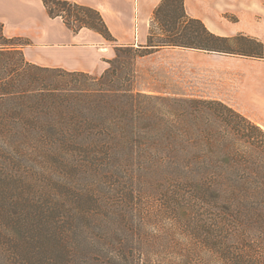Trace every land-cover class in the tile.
<instances>
[{
  "label": "trees",
  "instance_id": "1",
  "mask_svg": "<svg viewBox=\"0 0 264 264\" xmlns=\"http://www.w3.org/2000/svg\"><path fill=\"white\" fill-rule=\"evenodd\" d=\"M42 2L50 17L61 18L73 32H99L114 45L116 58L100 75L40 66L24 55L30 41L7 37L0 22V179L12 178L23 157L33 156L63 163L84 180H176L181 191L214 206L216 247L229 263L258 264L259 258L236 248L243 238L235 226L246 219L264 225V193L258 198L228 191L230 181L243 187L247 180L227 178L225 164L247 160L230 153L226 136L233 130L257 146L256 133L264 130L220 100L136 90L116 65L121 52L135 46L119 44L98 9L72 0ZM139 47L146 50L139 56L181 47L264 59L263 41L211 31L188 14L184 0L159 4L148 42ZM243 121L251 123L252 134ZM89 182L87 190L66 185V192L52 195L50 207L26 205L23 194L0 192V264H103L95 234L101 213L110 210ZM123 225L129 228V220ZM128 260L132 264L134 258Z\"/></svg>",
  "mask_w": 264,
  "mask_h": 264
},
{
  "label": "rangeland",
  "instance_id": "2",
  "mask_svg": "<svg viewBox=\"0 0 264 264\" xmlns=\"http://www.w3.org/2000/svg\"><path fill=\"white\" fill-rule=\"evenodd\" d=\"M139 48L121 52L120 62L116 63L136 90L220 100L264 130V59L181 47L153 49L139 56L146 52ZM115 58L116 51L110 60ZM242 123L246 134H252L251 123ZM256 135L257 146L233 130L227 134L230 153L241 154L247 162L225 164V173L230 174L227 178L247 180L243 187L230 181L228 191L240 190L239 193L248 192L259 198L264 193V135ZM13 174L12 178L0 179V192L23 194L26 205L35 201L50 207L55 202L54 193L66 192L67 187L73 186L87 190L85 181L94 184L103 196L105 209L110 210L106 216L100 212L101 227L95 234L103 264L113 260L130 264L128 258H134L132 264H231L225 251L216 247L214 206L203 203L191 192L181 191L176 180L153 176L84 180L72 175L63 163L33 156H24ZM122 220H129L130 227L124 226ZM235 229L243 238V244L235 245L236 248H244L259 258L255 259L258 264H264V225L246 219Z\"/></svg>",
  "mask_w": 264,
  "mask_h": 264
},
{
  "label": "crops",
  "instance_id": "3",
  "mask_svg": "<svg viewBox=\"0 0 264 264\" xmlns=\"http://www.w3.org/2000/svg\"><path fill=\"white\" fill-rule=\"evenodd\" d=\"M98 9L117 42H148L153 16L163 0H72ZM188 14L213 32L239 33L264 41V0H184ZM0 22L7 37L27 38L23 52L31 63L68 71L102 74L115 48L99 32H73L59 17H50L42 0H0Z\"/></svg>",
  "mask_w": 264,
  "mask_h": 264
}]
</instances>
